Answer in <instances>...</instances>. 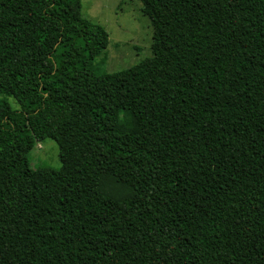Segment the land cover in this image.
Returning a JSON list of instances; mask_svg holds the SVG:
<instances>
[{
	"label": "trees",
	"instance_id": "trees-1",
	"mask_svg": "<svg viewBox=\"0 0 264 264\" xmlns=\"http://www.w3.org/2000/svg\"><path fill=\"white\" fill-rule=\"evenodd\" d=\"M140 2L153 56L118 82L81 0H0V264H264V0Z\"/></svg>",
	"mask_w": 264,
	"mask_h": 264
},
{
	"label": "rangeland",
	"instance_id": "rangeland-1",
	"mask_svg": "<svg viewBox=\"0 0 264 264\" xmlns=\"http://www.w3.org/2000/svg\"><path fill=\"white\" fill-rule=\"evenodd\" d=\"M83 15L106 29L109 40L103 52L92 61L97 76H111L118 82L125 72L153 56V27L143 14L140 0H81ZM5 96L0 94V99ZM11 106L20 109L18 102L7 97ZM119 128L125 133H136L139 124L127 108H119L114 113ZM75 145L74 150L78 151ZM33 170H60L59 146L53 139H35L29 155ZM102 191L111 198L131 197L130 191L116 183L111 175H104Z\"/></svg>",
	"mask_w": 264,
	"mask_h": 264
}]
</instances>
